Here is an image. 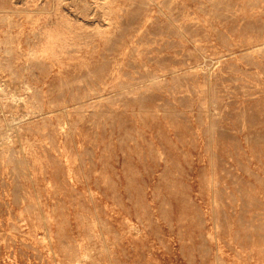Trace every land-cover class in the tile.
<instances>
[{
    "label": "rangeland",
    "instance_id": "rangeland-1",
    "mask_svg": "<svg viewBox=\"0 0 264 264\" xmlns=\"http://www.w3.org/2000/svg\"><path fill=\"white\" fill-rule=\"evenodd\" d=\"M0 87V264H264V0H0Z\"/></svg>",
    "mask_w": 264,
    "mask_h": 264
},
{
    "label": "bare ground",
    "instance_id": "bare-ground-1",
    "mask_svg": "<svg viewBox=\"0 0 264 264\" xmlns=\"http://www.w3.org/2000/svg\"><path fill=\"white\" fill-rule=\"evenodd\" d=\"M62 1V0H61ZM38 4H40V3H38ZM10 5V4H9ZM37 5V4H36ZM104 5V4H103ZM6 8V7H5ZM101 8V7H100ZM54 10V9H53ZM16 11V10H15ZM58 11V10H57ZM55 12V11H54ZM15 16V15H14ZM45 17V16H44ZM66 19V18H65ZM69 21V20H68ZM51 22V21H50ZM174 24V23H173ZM51 25V24H50ZM55 27V26H54ZM60 29V28H59ZM65 30V29H64ZM42 39V38H41ZM51 43V42H50ZM21 44V43H20ZM67 45V44H66ZM65 47V46H64ZM25 50V49H24ZM43 50V49H42ZM52 51V50H51ZM39 53V52H38ZM60 54V53H59ZM63 55V54H62ZM57 60V59H56ZM28 61V60H27ZM27 63V62H26ZM21 66V65H20ZM26 68V67H25ZM28 79V78H27ZM19 82V81H18ZM2 85V84H1ZM29 85V84H28ZM3 87V86H2ZM2 87H0V90H1V88ZM3 89V88H2ZM25 89V88H24ZM13 91V90H12ZM2 93H4V92H2ZM9 95V94H8ZM15 98V97H14ZM19 98V97H18ZM32 105V104H31ZM3 107V106H2ZM16 115V114H15ZM22 118V117H21ZM17 120V119H16ZM30 122V121H29ZM4 124V123H3ZM5 126V125H4ZM2 136V135H1ZM12 138V137H11ZM5 143V142H4ZM17 143V142H16ZM18 144V143H17ZM19 150V149H18ZM4 161V160H3ZM9 185V184H8ZM52 257V256H51ZM75 264V263H74Z\"/></svg>",
    "mask_w": 264,
    "mask_h": 264
}]
</instances>
